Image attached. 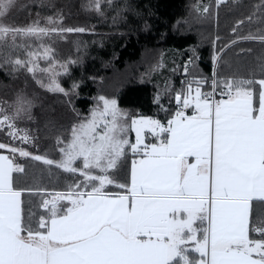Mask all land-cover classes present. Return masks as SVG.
<instances>
[{
  "label": "snow or ice",
  "instance_id": "1",
  "mask_svg": "<svg viewBox=\"0 0 264 264\" xmlns=\"http://www.w3.org/2000/svg\"><path fill=\"white\" fill-rule=\"evenodd\" d=\"M105 4L112 0L86 7L102 16ZM241 6L198 0L190 15L218 20L222 7ZM16 7L0 0V68L31 74L71 104L80 85L65 89L59 77L78 60H58L44 38L85 29L52 17L51 27H17L8 22ZM245 23L233 27L232 45L264 47V0L247 16L256 32L240 36ZM219 39L210 75L185 66L178 89L165 84L168 106L157 94L164 120L133 117L98 95L89 116L57 132L56 157L39 154V137L20 127L34 120L35 98L20 90L0 101V264H264V216H253L264 208V55L250 75L223 74ZM32 162L71 182L64 190L28 182Z\"/></svg>",
  "mask_w": 264,
  "mask_h": 264
},
{
  "label": "trees",
  "instance_id": "2",
  "mask_svg": "<svg viewBox=\"0 0 264 264\" xmlns=\"http://www.w3.org/2000/svg\"><path fill=\"white\" fill-rule=\"evenodd\" d=\"M197 2L112 0L111 6L104 5L101 16L86 7L89 0H16L17 7L8 22L17 27H29L36 22L41 27H51L48 17H52L62 20L59 26L64 28L85 29L84 32L61 33L70 39L68 50L63 54H67L69 61L78 60V63L69 65V75H61L60 82L65 89H70L73 82L79 83V94L72 96L69 104L63 94L40 88L31 74L17 72L10 75L7 68H0V101L10 102L20 90L35 98L34 120L20 124V127L30 129L39 137L36 142L39 154L49 157L58 155L55 150L57 132L67 130L77 120L89 116L95 103L93 98L98 95L115 99L118 107L133 117L164 120L165 114L159 110L155 98L160 93L161 102L168 106L163 93L165 84L178 89L179 81L185 78L184 67L188 60L193 61L188 68L190 73L210 75L212 72L213 21L211 28H207L212 30V36L204 41L198 30L195 31L200 25L194 24L188 29L182 27L192 23L189 8ZM260 2L242 0V5L247 3L251 9ZM230 8L222 7L219 11L227 21L224 27L220 24V33H217L220 39L216 43L226 52L220 68L226 75H250L257 58L264 55V47L255 41L239 39L232 45L236 19H244L247 14L240 7L233 11ZM229 22L230 27H227ZM244 30L256 32L257 25H249L246 19L239 30L240 36L248 35ZM67 58L64 59L67 61ZM28 171V182L43 183L49 190H64L71 182L67 174L55 168L48 172L39 162L30 163ZM41 174L42 181L32 180L33 175L39 177ZM253 216H264V208L256 205Z\"/></svg>",
  "mask_w": 264,
  "mask_h": 264
},
{
  "label": "rangeland",
  "instance_id": "3",
  "mask_svg": "<svg viewBox=\"0 0 264 264\" xmlns=\"http://www.w3.org/2000/svg\"><path fill=\"white\" fill-rule=\"evenodd\" d=\"M208 1L209 0H205L203 2L207 4ZM240 8L243 10L242 12H246L247 16L251 12L250 6L247 3L244 4V5H242ZM230 9L233 11L235 9V7H232ZM191 11H192V8H189V17L191 18L190 19V22H192V23H188V24H186L184 26L182 25V27L185 28V29H188V27H190V26H192L194 24L200 25V27L199 28H196L195 31L198 30L197 31L198 32V35H199V37H200V39L202 41L206 40V38L208 36H212V30L211 31H208V29H207V28H211V24H210L211 21H213V25H214V32H213L214 39L217 36V33L219 32V26H220V24L224 27L225 26V23L224 22L227 23V21L220 15V12H219L218 20L215 18V16L211 20H196L192 15H190ZM247 16H246V18H244L245 21L247 19ZM240 19H242V18L240 17V18L236 19V22L238 20H240ZM201 25H203V28L202 29H201ZM227 27H230V22H229V24H227ZM243 32L249 34L248 30H244ZM31 43H32L33 47L35 48V47H37L39 45L40 42L37 41V40H35V38H32ZM44 43L47 44L48 46L52 47L55 50V55L58 58V60H60L62 62L63 61H66L64 58H67V54H63V52L68 50V44L70 43V39L67 36V34H59V36L53 34L51 37H45L44 38ZM193 58H195V57H193ZM67 61H69V58H67ZM189 61H192V60L189 59L188 62H187V64L185 65L188 68L191 67V65L193 63V61H192V63H189ZM41 65H43V61H41ZM60 77H59V80H60ZM183 79H181L179 81L178 88L181 86V81ZM133 138L134 137L132 135V138H130V139L133 140Z\"/></svg>",
  "mask_w": 264,
  "mask_h": 264
},
{
  "label": "crops",
  "instance_id": "4",
  "mask_svg": "<svg viewBox=\"0 0 264 264\" xmlns=\"http://www.w3.org/2000/svg\"><path fill=\"white\" fill-rule=\"evenodd\" d=\"M147 134V133H146ZM132 135H133V141L135 140V132H132ZM147 135H149V138H150V134H147Z\"/></svg>",
  "mask_w": 264,
  "mask_h": 264
}]
</instances>
